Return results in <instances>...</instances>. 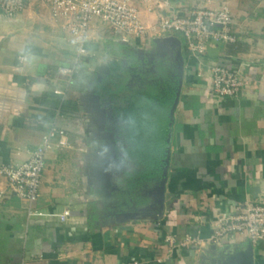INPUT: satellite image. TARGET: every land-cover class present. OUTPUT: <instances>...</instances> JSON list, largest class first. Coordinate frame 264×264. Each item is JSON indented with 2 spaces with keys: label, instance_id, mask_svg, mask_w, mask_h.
I'll return each mask as SVG.
<instances>
[{
  "label": "crops",
  "instance_id": "0c3cea01",
  "mask_svg": "<svg viewBox=\"0 0 264 264\" xmlns=\"http://www.w3.org/2000/svg\"><path fill=\"white\" fill-rule=\"evenodd\" d=\"M168 1L144 19L227 3L237 40L199 57L179 32L125 43L96 20L90 54L77 66L82 37L56 28L43 3L28 0L16 17L0 11V166L22 162L51 127L65 131L47 153L36 201L7 191L0 177V264H264V244L253 245L246 233L209 240L223 214L264 200V0ZM113 62L128 72L124 89L137 70L164 75L153 86L160 89L155 101L141 98L138 106L145 114L133 137H141L142 149L122 132L125 115L110 101L114 91L107 100L97 91ZM213 63L239 72L245 88L232 97L213 93ZM63 65L76 67L71 80ZM58 90L69 103L53 119L38 118L50 112ZM147 120L153 126L143 129ZM149 149L162 151V175L154 183L137 180L141 188L133 189L124 173ZM65 208L71 215L62 223ZM186 235L202 241L182 252L167 241Z\"/></svg>",
  "mask_w": 264,
  "mask_h": 264
},
{
  "label": "built area",
  "instance_id": "2783aa9c",
  "mask_svg": "<svg viewBox=\"0 0 264 264\" xmlns=\"http://www.w3.org/2000/svg\"><path fill=\"white\" fill-rule=\"evenodd\" d=\"M28 0H0V11L9 17H16L26 9ZM51 4L53 25L69 36H80L77 66L89 56L87 36L93 21L100 19L106 23L113 37L125 43L134 38L160 40L169 32H179L186 38L191 53L201 56L208 52L211 45L232 43L237 40L234 28L233 11L227 3L198 5L189 11L164 15L149 23L144 12L166 9L168 0H32ZM138 4H142L141 7ZM76 67L63 65L60 72L68 80L75 74ZM213 93L222 97L238 95L248 81L239 72L223 63H213L209 67ZM202 76L203 71H198ZM61 93V90L57 91ZM65 134L64 129L53 126L45 134L42 144L30 155L24 156L20 163L0 166V177L7 183V191L34 202L40 194L42 173L46 167L47 153L57 137ZM63 142V141H62ZM4 191H0V196ZM71 215V209L65 208L58 213L59 220L65 223ZM246 233L253 245L264 244V200L248 202L238 211L223 214L209 240L221 242L230 233ZM170 245L179 252L193 244L199 245L202 239L198 235H186L183 239L168 237Z\"/></svg>",
  "mask_w": 264,
  "mask_h": 264
},
{
  "label": "rangeland",
  "instance_id": "374dc122",
  "mask_svg": "<svg viewBox=\"0 0 264 264\" xmlns=\"http://www.w3.org/2000/svg\"><path fill=\"white\" fill-rule=\"evenodd\" d=\"M36 2H39V1H36ZM40 3H43V2H40ZM42 5H45L47 7L48 12L51 16V10H52L51 4L43 3ZM96 20H100V19H96ZM95 21H93V23ZM95 23L103 24L104 22L96 21ZM162 76H164L163 73L161 75H158V77H156L154 73L150 75L149 73H145L143 71L137 70V73L132 78V81H131L132 84L129 85L128 86L129 88H126V89H124V85H122L119 81H117V84L120 83L119 87L120 89L122 88L121 89L122 91H119L118 93L116 92L117 97L115 96L114 98L113 97L110 98V101H113V107L116 111V114H119L120 111L122 114L124 113L123 115L125 116L123 117L122 123H121L122 132H125V135H128V133L129 135L132 134L131 138L134 144L139 143L138 141L141 140L140 139L141 137H133L134 127L135 129H137L136 126L141 125L140 122H141V119L143 118L142 116L143 114H145V113L142 114L140 108L138 107L139 104L142 103L141 98H147L149 100L155 101L156 97L160 93V89L156 87H159L162 85L161 84V82L163 81L161 78ZM153 86H156V87H153ZM154 115L155 114L154 113L152 114V111H151L150 114L148 115V119H153L155 117ZM146 124L148 125V127L153 126V124L149 123L147 120L145 123L143 122V129ZM156 140L157 138H150L151 143H153ZM143 141H144V138H143ZM142 143L143 142L141 140V143H139L138 145H134V144H130V145L133 146L134 148L138 149L140 147L142 149L144 146V144ZM148 146L152 147V145L150 144ZM124 151L126 154V158H128V155H130V152L127 149V147L124 148ZM139 152L137 153L139 154L138 156L140 157L139 163H137V166H134V169L132 170L129 167L123 176L124 179L126 180L125 182L130 183L132 188L137 189V190L141 188V187H138L140 185L138 181L142 180V181H148V182L154 183V181L159 180V178L162 175L161 165H162V159H163L162 153H161L162 151L159 152V150H158V153H155L153 152L152 149H149V151L143 153L142 156H141V153ZM147 157L150 160V162L148 160V163L151 167L150 166L148 167L147 165ZM139 174L142 175V179H140ZM153 183H151L150 187L154 188L155 184ZM132 193L134 194L135 198H138V194H135L136 193L135 190H133Z\"/></svg>",
  "mask_w": 264,
  "mask_h": 264
},
{
  "label": "trees",
  "instance_id": "16d2710c",
  "mask_svg": "<svg viewBox=\"0 0 264 264\" xmlns=\"http://www.w3.org/2000/svg\"><path fill=\"white\" fill-rule=\"evenodd\" d=\"M112 70L111 72L106 75L104 78H102L101 80L97 81V91L101 94L102 99L103 100H107V96L110 94L109 89H112L113 95L114 93H118L121 89L119 87L120 83L122 81H124L126 79V75H127V71L123 68L122 63H117V62H113L112 63ZM117 81H119L120 83L117 84ZM117 84V85H116ZM56 92V91H55ZM113 95L111 94L110 98L113 97ZM52 95H49V97H51ZM54 99H52L49 103V107L50 112L46 115H36L38 118H43L45 120H50L53 119L55 114H56V110L58 109V107L61 105L62 107H65L67 105L68 100L67 98H63V95H60V93H54L53 94ZM53 98V97H52ZM60 106V107H61ZM38 128H45L44 125L42 124H38L36 125Z\"/></svg>",
  "mask_w": 264,
  "mask_h": 264
}]
</instances>
